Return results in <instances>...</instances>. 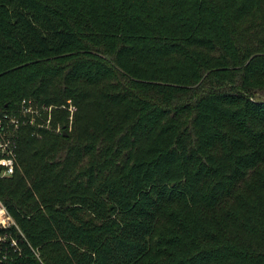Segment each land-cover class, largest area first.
Returning <instances> with one entry per match:
<instances>
[{"label": "trees", "instance_id": "1", "mask_svg": "<svg viewBox=\"0 0 264 264\" xmlns=\"http://www.w3.org/2000/svg\"><path fill=\"white\" fill-rule=\"evenodd\" d=\"M26 97L0 196L45 264H264V0H0Z\"/></svg>", "mask_w": 264, "mask_h": 264}, {"label": "built area", "instance_id": "2", "mask_svg": "<svg viewBox=\"0 0 264 264\" xmlns=\"http://www.w3.org/2000/svg\"><path fill=\"white\" fill-rule=\"evenodd\" d=\"M54 107L26 97L16 108L0 110V179L13 175L17 168L21 129H50ZM67 108L73 112V106ZM0 264H45L40 249L30 243L1 196Z\"/></svg>", "mask_w": 264, "mask_h": 264}, {"label": "water", "instance_id": "3", "mask_svg": "<svg viewBox=\"0 0 264 264\" xmlns=\"http://www.w3.org/2000/svg\"><path fill=\"white\" fill-rule=\"evenodd\" d=\"M65 134H66V132H65Z\"/></svg>", "mask_w": 264, "mask_h": 264}]
</instances>
